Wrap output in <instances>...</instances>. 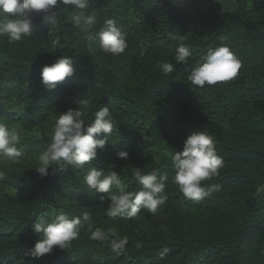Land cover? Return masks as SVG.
I'll use <instances>...</instances> for the list:
<instances>
[{
    "label": "trees",
    "instance_id": "trees-1",
    "mask_svg": "<svg viewBox=\"0 0 264 264\" xmlns=\"http://www.w3.org/2000/svg\"><path fill=\"white\" fill-rule=\"evenodd\" d=\"M233 13L216 14L212 34L202 38L185 18V1L90 0L95 14L86 38L71 23V6L58 7L55 25L43 13L32 17V36L9 43L0 37V109L11 128L30 126L23 136L19 163L0 162V264H264V0H235ZM112 19L126 33L127 48L113 56L99 47L96 34ZM191 51L188 64L174 60L179 40ZM59 37L60 44L53 41ZM226 44L241 62L236 77L199 88L187 75L209 49ZM248 51V54H245ZM257 53L258 59L252 57ZM59 56L74 60V75L49 91L40 73ZM175 71L165 76L159 64ZM89 101L86 123L108 107L113 133L90 166L120 174L128 191H139L133 167L167 176L166 203L155 214L134 218L106 214L107 201L83 184L86 169L68 167L41 179L38 155L50 142L61 112ZM38 128L36 130L35 128ZM196 131L213 137L223 166L202 186H218L200 201L186 200L174 180L173 151ZM128 152V159L117 153ZM95 227H117L128 244L121 252L90 239L87 225L68 249L40 259L27 252L41 238L32 229L38 216L83 217ZM164 248L168 252L161 257Z\"/></svg>",
    "mask_w": 264,
    "mask_h": 264
},
{
    "label": "clouds",
    "instance_id": "clouds-1",
    "mask_svg": "<svg viewBox=\"0 0 264 264\" xmlns=\"http://www.w3.org/2000/svg\"><path fill=\"white\" fill-rule=\"evenodd\" d=\"M174 3L182 0H173ZM71 6V23L81 33L87 34L88 40H93L91 29L96 24L95 14H88L90 0H0V37H7L9 43L20 42L25 37L32 36V17L43 13L46 23L55 25L56 9L61 6ZM99 47L105 54L118 56L127 48L126 33L112 19L105 21L104 26L96 34ZM173 40H179L174 60L177 64H188L191 57L189 47L184 43V35H174ZM54 45L60 44L57 37ZM74 60L69 56H59L50 65H45L40 73L41 83L53 91L59 83L74 75ZM161 72L167 76L175 71V65L169 62L159 64ZM241 62L230 48L224 44L215 49H209L187 75L191 85L204 88L226 82L237 76ZM89 101H79L77 109L69 108L61 112L50 133V142L46 149L38 155L35 171L41 179L46 178L52 169V174L63 172L69 166L74 169H86L83 184L94 193L107 194L99 197L100 206L107 201L106 214L110 217H136L142 209L155 214L167 201L163 195L167 176H160L153 170L145 173L141 168L133 167L132 177L142 186L139 191H128L120 178V174L110 168L97 169L90 166V161L97 158L98 150L103 149L113 133V117L108 107H101L95 112L94 120L86 123V112ZM26 131V130H25ZM20 132L8 124L0 122V162L19 163L23 153L18 148L21 144ZM128 152L117 153V158L128 159ZM172 165L175 171L173 182L178 185L179 192L186 200L200 201L207 197L218 186H202L217 176L223 166V158L217 154L213 137L206 131H196L183 142L182 151H173ZM3 173H0L2 176ZM87 225L90 239L107 243L114 252H121L128 244V237L121 236L117 227L107 230L95 227L88 213L83 217H72L60 214L51 222L43 216H38L32 224V229L41 238L27 252V256L40 259L53 253L54 249H68L72 241L80 236L81 228ZM168 252L164 248L161 257Z\"/></svg>",
    "mask_w": 264,
    "mask_h": 264
},
{
    "label": "rangeland",
    "instance_id": "rangeland-1",
    "mask_svg": "<svg viewBox=\"0 0 264 264\" xmlns=\"http://www.w3.org/2000/svg\"><path fill=\"white\" fill-rule=\"evenodd\" d=\"M185 1V18L193 20L196 28L202 38L209 37L212 32V18L222 12L233 13L236 10L235 0H184ZM248 51H246L245 54ZM258 59L257 53L252 57ZM3 120L2 110L0 109V122ZM35 128V127H34ZM15 129V128H13ZM39 131L38 128H35ZM20 132L21 136L30 135L29 130L36 133L30 126L22 129H15ZM26 130V131H25Z\"/></svg>",
    "mask_w": 264,
    "mask_h": 264
}]
</instances>
